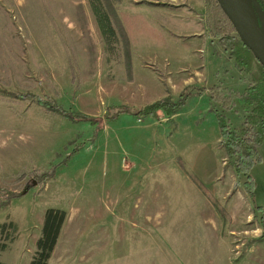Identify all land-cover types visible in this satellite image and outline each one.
Returning <instances> with one entry per match:
<instances>
[{"label":"rangeland","instance_id":"obj_1","mask_svg":"<svg viewBox=\"0 0 264 264\" xmlns=\"http://www.w3.org/2000/svg\"><path fill=\"white\" fill-rule=\"evenodd\" d=\"M91 1L0 0V224L17 226L0 234V261L33 256L52 207L66 219L50 264H264L254 204L216 118L237 128L250 107L234 97L226 110L209 90L240 93L249 75L214 36L213 11L192 14L195 36L176 0H99L116 32L108 48ZM184 87L203 91L175 114H121L100 129L15 96L104 119L110 106L176 101ZM258 154L254 202L264 206V143Z\"/></svg>","mask_w":264,"mask_h":264},{"label":"trees","instance_id":"obj_2","mask_svg":"<svg viewBox=\"0 0 264 264\" xmlns=\"http://www.w3.org/2000/svg\"><path fill=\"white\" fill-rule=\"evenodd\" d=\"M252 2L261 10L262 17L264 18V0H252ZM205 4L211 8L214 14L216 23L214 36L226 50H229L228 57L233 59L236 67L241 72L249 75V82L240 93L233 90L226 91L216 85L209 90L211 99L220 102L222 107L226 110L233 107L234 97L241 98L244 103L250 107L237 128L229 127L225 117L221 113L215 112L222 136L221 144L224 148L225 156L228 159V163L233 167L236 177L243 178L242 187L244 193L249 198L250 202L254 204L253 219L257 221L258 228L261 230L260 238L264 240V206L257 205L254 202L255 181L251 175L253 165L261 159L258 154V147L264 143V68L234 33L231 23L220 9L216 0H205ZM91 7L96 16L106 46L108 48H113L114 45L112 44L115 42L116 32L112 26V19L110 20L101 1L92 0ZM262 24L264 23H260V26ZM202 91V88H196L195 92H193L189 87H184L180 98L176 101H172L170 98L171 96L168 95L142 108H129L124 105L110 106L107 108L104 119L84 115L71 109L66 111L53 100L39 97L32 93H21L15 96L19 97V99L35 98L36 103L48 111L63 115L70 120H85L88 124L94 125L96 128L98 127L97 129H100L106 120L111 121L121 114L133 115L139 119L145 116H156L158 111H162L166 116L173 115L175 111L184 104L186 99L192 95H201ZM55 166L56 165H53L50 170L37 175L35 179L38 180V182H46L54 175ZM24 177L25 172H22L19 174L18 180ZM193 182L207 194L205 187L196 178H193ZM239 184V180H236L233 189L238 187ZM26 188H28V186ZM4 205L5 204L0 203V208ZM65 219V210L52 207L46 209L41 233L36 241V250L29 264H48ZM7 227H9L12 232H16V224L13 221H9L0 224L1 235L6 231ZM5 248V244H0V251L5 250ZM0 264L6 263L0 261Z\"/></svg>","mask_w":264,"mask_h":264},{"label":"water","instance_id":"obj_3","mask_svg":"<svg viewBox=\"0 0 264 264\" xmlns=\"http://www.w3.org/2000/svg\"><path fill=\"white\" fill-rule=\"evenodd\" d=\"M216 2L231 23L239 40L264 68V28L258 24V21L264 23L261 10L252 0H216Z\"/></svg>","mask_w":264,"mask_h":264},{"label":"crops","instance_id":"obj_4","mask_svg":"<svg viewBox=\"0 0 264 264\" xmlns=\"http://www.w3.org/2000/svg\"><path fill=\"white\" fill-rule=\"evenodd\" d=\"M177 2H178V4L180 5V6H183L185 9H186V12L187 13H185L186 15H184V16H187V17H181V18H179V16H178V20L179 21H181L182 20V18H188L189 19V22L188 23H192V26L191 27H193L192 28V34L193 35H195L196 36V34H201V32H203V28H202V26L198 23V22H194L193 21V15L192 14H196V15H198L199 14V12L200 11H202V9H205V3H204V0H176ZM190 5V6H189ZM187 7H189V8H187ZM199 10V11H198ZM193 22H194V25H193ZM188 23H185L184 22V24H188ZM180 32V31H179ZM191 33H186V34H188V35H190ZM184 34V33H183ZM191 34V35H192ZM202 38H205V36H201ZM38 239V238H37ZM35 241H37L36 239H35ZM34 241V242H35ZM32 254V253H31ZM31 254L28 256V258L26 259V261H25V263L24 264H29V263H27V260L30 258V260H31ZM53 254H54V251H53V253H52V255H51V257H50V259H49V262H48V264H50L51 263V260H52V258H53ZM7 264H9L8 262H6Z\"/></svg>","mask_w":264,"mask_h":264}]
</instances>
